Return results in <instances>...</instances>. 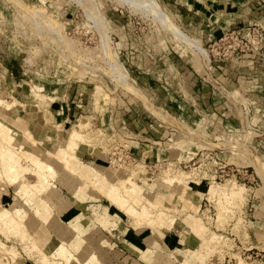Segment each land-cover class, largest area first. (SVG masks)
I'll return each instance as SVG.
<instances>
[{"label": "rangeland", "instance_id": "374dc122", "mask_svg": "<svg viewBox=\"0 0 264 264\" xmlns=\"http://www.w3.org/2000/svg\"><path fill=\"white\" fill-rule=\"evenodd\" d=\"M171 3V0H0V92L6 93L5 100L18 101L13 105V111L27 122L28 130L38 140L60 143L67 129L81 119H88L90 129L96 133L94 136H99L101 141L95 137L97 145L88 148H94L103 155L106 163L104 167H99L82 162L78 155L77 159L80 164L94 168L97 175H106L110 183L117 184L120 179L129 177L132 167L140 162L143 171L134 176V180L143 192L154 196L160 188L168 187L162 177L165 170L178 168L193 173L188 185L202 195L198 199V211L189 209V202H184L182 195L167 200V206L164 205L167 215L160 221L163 238L164 230L179 222L178 219L174 222V214L184 217L190 213L202 218V223L204 221L210 230L228 239L227 245L220 243L223 252H217L218 257L216 252L211 253L209 264H238L241 258L244 264H264V248H256L251 243L249 228L254 215L253 198L264 191V99L254 95L264 92V85L246 84V81H252L246 76L244 79L235 76L227 85L223 76L227 77L222 76L228 66H236L240 60H259L264 54V40L258 41L261 34L264 39V25L254 21L247 26V30L238 27L224 29L208 40L199 33V29L196 33L190 32ZM162 12L178 27L180 37L167 32ZM193 38L200 40V52L190 45L189 41ZM186 50L195 52L198 67L201 66L204 71L199 88L209 87V92L220 93L224 99L214 100L215 107L220 113L223 112L221 107H226L228 116L240 113L241 122L238 125L223 130L221 121L212 115L211 107L200 104L206 100L203 98L205 93H196L197 101L192 100L190 80L180 76L176 67L169 64L170 58L176 59L181 52L185 53L183 58L188 61L190 55ZM108 53L118 66L119 63L122 65L128 77L127 86L118 82L117 65L110 60ZM159 78L165 88L158 85L156 79ZM148 81H151L152 89ZM135 87L145 97L147 94L150 100L154 98V90L167 94L166 100L163 98L166 105H156L168 118L162 121L147 113V106L134 93ZM49 97L64 98L71 115L66 122L63 118H54L47 105H42ZM150 100L148 102L153 104ZM40 106L44 111L40 110ZM131 113L146 115L144 126L153 131L147 130L156 141L150 143L151 149H156L158 155L142 158L128 146V140L139 137L142 126L136 127L135 132L130 134L124 131L125 127L118 126L117 119H130L127 115ZM98 131L104 134L97 135ZM235 151H241L243 156L236 157L233 155ZM188 158L192 160L187 161ZM66 175L63 172L56 179H49L48 192H44L43 201H39L35 193L31 195L33 205H26L16 195V185L7 184L0 176V210L8 208L16 216H24L38 209L40 211L36 216L41 217L45 209L39 207L43 204L45 208L49 206L46 194L55 189L62 190L64 184L61 185V179ZM71 177L76 187L84 184L77 176ZM228 178L247 187L248 197L239 211L233 210L222 226H217L218 207L225 203V198L215 195L210 199L206 188L212 181L224 184ZM31 180L35 181V178L32 176ZM197 180L199 184L195 183ZM83 186L92 187L87 183ZM98 196L101 197L99 193ZM76 198L83 200L84 197ZM102 199L105 204H111L105 197L102 196ZM58 203L62 204L56 202L49 207L54 209ZM111 207L116 213L110 212L109 217L105 215L109 221L104 226L121 221L123 226L134 230L132 218L117 206ZM239 215L245 220L246 240L238 232L244 229L242 224L237 223ZM151 231L154 233V230ZM112 235L119 236V230ZM100 236L105 237V234ZM27 241H21L17 232L6 231L0 222V264H21L25 261L42 264L35 250L27 251ZM158 243L164 245L162 239ZM86 244L87 247L89 244ZM201 245L199 240L194 249L200 251ZM53 246L54 243L45 250V254H50Z\"/></svg>", "mask_w": 264, "mask_h": 264}, {"label": "bare ground", "instance_id": "6f19581e", "mask_svg": "<svg viewBox=\"0 0 264 264\" xmlns=\"http://www.w3.org/2000/svg\"><path fill=\"white\" fill-rule=\"evenodd\" d=\"M162 17L165 20L164 27L167 32L169 31L171 34L176 35V37H180L181 32L178 27L169 20L165 13H163ZM247 39L250 40L249 38ZM189 43L195 50L201 51L202 44L200 40L193 38ZM108 56L110 60L117 65L116 71L119 74L118 82L120 85L127 86L126 82L128 77L126 78L122 65L119 63L118 66V63L110 53H108ZM130 89L134 90L135 88ZM134 91H136L134 93L137 95L138 100L141 101L143 105L147 106L148 111L156 114V117L158 116L162 121L168 118L157 105L150 104L147 96L145 97L140 90L135 89ZM5 95L6 93L0 92V176L2 181L5 180V182H8L7 184L16 185V195L23 199L26 205H33L34 200L31 198V195H34V193L36 197H39V201H43L42 196L45 195L44 192H48L47 187L50 182L49 179L51 178L54 180L59 177V174L64 172L67 173V175L61 179V184L73 190V193L77 196L92 197L94 192L97 191L95 193H99L101 196L105 197L107 201L111 203L110 206H117L132 218L134 231L136 233L141 234L145 231H149V234L147 236L145 235L144 238L145 248L136 249V251L140 253L141 258L147 262L154 264H209L212 252H216L215 254H217V252H223L220 243H223V245L226 244L227 238H223L224 236L222 234L210 230L205 225L204 221L202 223V218L196 217L190 213L189 215H183L184 217L178 216V213L174 214V222L178 219L184 230L194 234L200 240L202 244L201 250L169 249L164 243L160 221L164 220L165 215H167V211L164 210V205L167 206V200L182 195L183 201L189 202L188 208L195 212L198 211V199L201 193L195 191V189H191L188 185L190 179H192L193 173L184 172L178 168L165 170L162 177L168 187L160 188L159 193L154 196H149L146 192H143L141 187L134 180V176L143 171L141 168L143 164L140 162L135 164V167H132L129 177L120 179L117 184L110 183V179L107 178L106 175H97L94 168L80 164L77 159L79 148L84 146L91 148L99 139V136H94L96 133L90 129V121L88 119H81L74 127L67 129L60 143L53 140H38L35 139L28 130L27 122L13 111V105L18 103V101L14 99L12 102H9L7 101L9 99L5 100ZM40 110L43 109L41 108ZM101 132L102 131H98L97 135L104 134ZM51 136L54 137L53 135ZM95 137L98 139L95 140ZM98 141L101 143L100 139ZM233 155L236 157L243 156L241 151H235ZM191 160L192 158H188L187 161ZM70 175L73 176V178L77 176L76 178L79 181L84 184L87 183L92 187H87L88 185L84 187V184L79 188L76 187L71 181L72 178ZM32 176L35 178V181L31 180ZM195 183L199 184L200 181L197 180ZM86 188L87 190L85 191ZM247 191V187L243 184H237L236 180H230L229 178L227 181L225 180L224 184H218L212 181L211 184L207 186L206 195L209 198L215 195H220L225 198V203H221L218 207L219 212L215 218L217 226H222L224 220L229 217V214L232 213L233 210L237 212L236 210L242 207L241 205L243 203L245 205V201H247L248 197ZM50 193L53 194L54 192L50 191ZM138 206H140V208H138ZM182 207L185 206L183 205ZM40 208L41 210L43 208L45 209L44 214L41 215L42 219H44L43 221H41V217L36 216L40 211L38 209L24 216H16L12 213V210L4 208L0 210V222L2 223V228L5 227L6 231L17 232L21 236V241L29 240L25 243L27 245V251L33 252L35 250L42 264H51V262L52 264H115L113 260L116 258V252H109L106 239L103 240L101 246L96 245L95 247L92 246V248L88 245L86 247L87 244L84 243V239L79 234L82 231V215H78L70 223H66L58 214L60 210H63L62 204L58 203L57 207H54V209H51L49 206L45 208V204L39 207V209ZM243 212L240 213L242 214ZM16 213H19V211ZM109 213L110 211L106 206L103 208V211L99 213L97 220L103 226L109 221L107 220ZM244 221V217L239 215L237 223L239 225L242 224L244 229H239L238 232L240 237L246 240L247 230ZM151 230H154L155 234ZM53 237L57 238L59 242L54 244L50 254H45V250L52 245ZM161 239L164 244L162 246L167 249L168 252L161 250V244L158 243V240ZM219 256H221V254H219ZM238 264H244L242 258L241 260L239 259Z\"/></svg>", "mask_w": 264, "mask_h": 264}, {"label": "crops", "instance_id": "0c3cea01", "mask_svg": "<svg viewBox=\"0 0 264 264\" xmlns=\"http://www.w3.org/2000/svg\"><path fill=\"white\" fill-rule=\"evenodd\" d=\"M171 1V4L174 5L176 11L178 12V17H180L184 25L189 27L190 32L196 33L197 29H199V33H201L208 40L219 35L224 29L238 27L240 28V30H247V26L251 25L254 21L261 22L264 25V0ZM181 53L182 54L179 53L176 59L170 58L171 62H168L170 65L173 64L176 67L177 72L180 74V76H183L184 79L186 78L190 80V83L192 85V88L190 90L192 91L190 93L192 100L197 101L196 99H198V96L196 95V93H205V95H203V98H206V100L205 102H201L200 104L204 107H211V109L213 110L212 115L216 117L215 119L221 121V128L223 130L229 129V127H232L233 125H238V123L241 122L240 113H233L232 116H228V114L226 115L225 113L226 107H221L223 109V112L221 113L218 107H215L214 100L217 99L221 101V98L224 99V97H222L220 93H217L216 95L214 91L209 92V87L199 88V85L203 79L204 71L201 66L198 67L195 52L193 50L187 51V53H189L190 55L188 61H185L183 58V56L185 57V53ZM223 75H225L227 78H225ZM222 76L224 78V81H226L227 85H230L232 83V78L235 76H238L239 79H244L245 76L249 77V79H252V81H246V84L254 83L256 85H264V54L260 55L259 60H240V63H238L236 66H228V68L223 71ZM156 80L158 85L161 84V88H165L164 85L160 82V78ZM147 83L150 86L149 88L152 89L150 85L151 81H148ZM136 89L140 90L139 88ZM144 89L145 91L147 90V88ZM154 91V98L150 100L147 94H145L147 98L155 106L157 103L160 106H162L163 104L166 105L165 100L167 94H165L164 92L162 93L161 91L160 93L159 90H157V92L156 90ZM254 95L256 98L264 99V92H261L260 94L255 93ZM163 98L165 100H163ZM63 100V97H49L45 100L46 103H42V105H47L51 115L54 118H63V121L66 122L71 115L68 112L65 102H63ZM145 110L147 113L156 117V114L148 111L147 109ZM229 112H231L230 109ZM127 116H129L130 119H123L121 121H118L117 119V122L119 123L118 126L121 128L125 127L123 128L125 129L124 131H128L130 134H132L135 132L136 127L142 126L141 130L138 132L139 137L136 140L127 141L128 146H130V149L134 150L142 158L145 156L153 157L158 155V151L156 149H151L150 145V143L156 142L153 141V138L150 133L153 131H151L150 129L148 130L147 127L144 126V119L146 118V115L144 116L141 113L134 115V113H131ZM156 118L158 119V116ZM136 121H138L137 124ZM147 130L150 132H148ZM154 132L157 134L155 130ZM78 158L84 163L99 167H104V164L106 163V159L103 158V155L97 153L94 149L90 150V148L85 146L79 148ZM61 187L62 190L55 189L53 194L48 193L46 195L47 203L49 206H53V204L56 202L62 203L63 210L59 211L58 214L60 215L61 219L66 223H70L76 216L82 215V231L79 234L84 239V243H88L93 247H95L96 245L101 246L105 238L108 242L107 247L109 249V252H116V258L113 260V263L115 262L118 264H154L144 261L142 258H140V253L136 251V249L145 248L146 245L144 238L145 235L147 236L149 234V231H145L141 234H138L133 229H131V227L123 226L121 221L112 222L108 226H103L97 220L99 213L103 211V208L105 206L108 207V210L111 213H116V211H114L110 205L104 203L102 196L100 197L94 192V195H92V197L86 196L87 198L84 197L82 200L76 198L77 196L71 191H69L64 185H62ZM86 190L87 188L85 189V191ZM252 206L254 207V215H252L253 219L250 220L249 225L251 243L256 248H264V191H261V193L255 195L252 201ZM124 229H126V231ZM116 230H119V236L114 237L112 233ZM107 233L109 234V236L107 235ZM99 234H105V237H99ZM163 240L165 245L169 249H194L199 245V239L194 234H191L187 230H184V228L178 224L173 225V227L169 230H164ZM58 242L59 240L57 238H52V243L55 244ZM161 250L167 249H165L161 245ZM21 264L30 263L25 261L24 263L21 262Z\"/></svg>", "mask_w": 264, "mask_h": 264}, {"label": "built area", "instance_id": "2783aa9c", "mask_svg": "<svg viewBox=\"0 0 264 264\" xmlns=\"http://www.w3.org/2000/svg\"><path fill=\"white\" fill-rule=\"evenodd\" d=\"M234 33H235V32L233 31L232 34H234ZM262 35H263V34L260 35V40H259V42H261V41L263 40V39H262ZM220 40H221V39H220Z\"/></svg>", "mask_w": 264, "mask_h": 264}]
</instances>
